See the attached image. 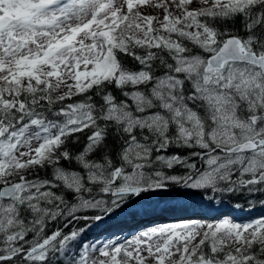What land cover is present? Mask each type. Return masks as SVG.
<instances>
[{
  "label": "snow or ice",
  "instance_id": "1",
  "mask_svg": "<svg viewBox=\"0 0 264 264\" xmlns=\"http://www.w3.org/2000/svg\"><path fill=\"white\" fill-rule=\"evenodd\" d=\"M159 191L264 208V0H0V264H264V214L86 242Z\"/></svg>",
  "mask_w": 264,
  "mask_h": 264
},
{
  "label": "rangeland",
  "instance_id": "2",
  "mask_svg": "<svg viewBox=\"0 0 264 264\" xmlns=\"http://www.w3.org/2000/svg\"><path fill=\"white\" fill-rule=\"evenodd\" d=\"M192 197L193 195L182 194L181 192L177 191H159L146 194L139 199L133 198L135 201L139 202L138 204H134V207H131L129 210L124 212L125 216L130 219V222L127 226L118 229L115 233H109L107 229H109L108 225H110V218H105L102 223H97L96 226H94L85 234L86 242L100 243L107 242L109 240L124 242L125 240L134 237L138 233L155 226H163L165 224H174L183 221L211 222L213 220L231 217L228 215L229 213L218 211L219 209H224L223 206L214 205L210 208L200 201L199 197ZM155 199L158 200L159 204L157 201H155V203L151 201L142 203L143 200L154 201ZM166 199H169L170 201L165 202ZM154 206L159 207V209L155 208ZM126 208H128V206ZM147 208L154 209L151 211H146L145 209ZM125 210L126 209L124 208L123 211ZM123 211H118L113 216L123 219L121 217L123 216ZM113 216H111V218ZM237 217H239V215ZM137 222L140 225L142 224L140 226L142 231L139 232L138 230L136 231V229H132L131 231L126 232L128 227L131 226L132 228L134 224H138Z\"/></svg>",
  "mask_w": 264,
  "mask_h": 264
},
{
  "label": "trees",
  "instance_id": "3",
  "mask_svg": "<svg viewBox=\"0 0 264 264\" xmlns=\"http://www.w3.org/2000/svg\"><path fill=\"white\" fill-rule=\"evenodd\" d=\"M143 201H145V200H143ZM138 202L139 201H137V203ZM234 203L241 204L242 205V209L233 208L232 205ZM131 204H134V203H131ZM131 204H129V205H131ZM158 204H159V202H158ZM222 206L224 207V209H222L221 211L229 213L228 215H230L231 217H233L234 219L239 220V221H247V220H250V219H252L254 217H257L259 215L264 214V208H261V207H259V205H257L254 209L249 210L248 205L245 204V202L243 200H240V201L228 200ZM238 215H239V217H237ZM109 221H110V225H108L109 229H107L109 231V233H112L113 230L116 229L115 226L119 227V226L123 225V221L119 217H114L113 216L112 218L109 219ZM80 226H83V225H80Z\"/></svg>",
  "mask_w": 264,
  "mask_h": 264
},
{
  "label": "bare ground",
  "instance_id": "4",
  "mask_svg": "<svg viewBox=\"0 0 264 264\" xmlns=\"http://www.w3.org/2000/svg\"><path fill=\"white\" fill-rule=\"evenodd\" d=\"M193 197H195V196H193ZM193 197H192V198H193ZM134 199H135V198H134ZM150 201L153 202V203H155V201L158 202V200L155 199L154 201H153V200H148V201L145 200V201H143L142 203H147V202H150ZM168 201H170V200H169V199H168V200L166 199L165 202H168ZM175 201H176V200H175ZM136 203H137V201H136L134 204H136ZM134 204L128 205V208H125L126 210L123 211V216H122V218H123V219H122V221H123V225H122V226H119V227H116V226H115L116 229L113 230L112 233H115L118 229H120V228H124L125 226L128 225V223L130 222V219L127 218V217L125 216L124 212H126L127 210H129V208L134 207V206H133ZM137 204H138V203H137ZM143 206H144V205H143ZM154 207H155V206H154ZM160 207H161V206H160ZM155 208H158V209H159V207H155ZM153 209H154V208H147V209H145V210H146V211H151V210H153ZM218 211L221 212L220 209H219ZM158 214H159V213H158ZM115 219H116V218H115ZM137 223H138V222H137ZM141 225H142V224H141ZM141 225H140L139 223H138V224H134L132 228H131V226L128 227V228L126 229V232H127V231L129 232V231H131L132 229H136V231L138 230V231L140 232V231H142V230H141V227H140ZM143 229H145V228H143ZM127 236H128V235H127Z\"/></svg>",
  "mask_w": 264,
  "mask_h": 264
}]
</instances>
